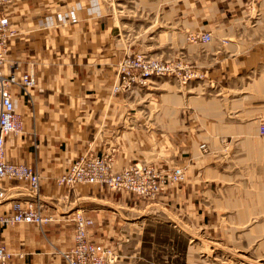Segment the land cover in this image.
I'll use <instances>...</instances> for the list:
<instances>
[{
  "label": "crops",
  "instance_id": "0c3cea01",
  "mask_svg": "<svg viewBox=\"0 0 264 264\" xmlns=\"http://www.w3.org/2000/svg\"><path fill=\"white\" fill-rule=\"evenodd\" d=\"M139 3L151 15L147 29H156L147 35L154 39L150 43L143 41L145 33L140 42L127 38V32L121 40L114 2L111 10L105 0H14L4 7L19 34L10 43L2 71L10 73L13 61L17 77L32 72L36 79L33 105L19 89H11L23 128L6 136L5 159L37 168L43 213L55 217L43 227L31 223L0 229V243L7 251L24 254L14 258V264H66L56 249L71 246L76 209L93 220L88 234L98 249L110 248L113 264L120 261L119 208L136 209L128 208L125 198L138 197L101 185L68 189L55 182L85 154H110L115 170L137 160L184 166L183 181L158 193L155 203L191 214L193 221L225 208L243 217L256 213L254 171L256 160L264 158L258 139L264 76H256L260 47L255 38L261 17L254 10L264 6V0ZM203 33L211 35L209 43L189 38ZM249 37L252 43L245 45ZM141 51L184 59L210 78L212 87L203 92L204 82L192 79L182 86L174 78L153 77L146 86L114 93L118 60L127 52ZM207 149L210 152L202 156ZM220 159L222 169L214 162ZM231 163L242 165L237 168L241 173L225 171L232 169ZM250 183L252 192L246 190ZM3 185L14 193L12 181L5 179ZM10 202L0 212H9ZM124 218L130 226H139L132 217Z\"/></svg>",
  "mask_w": 264,
  "mask_h": 264
},
{
  "label": "built area",
  "instance_id": "2783aa9c",
  "mask_svg": "<svg viewBox=\"0 0 264 264\" xmlns=\"http://www.w3.org/2000/svg\"><path fill=\"white\" fill-rule=\"evenodd\" d=\"M14 0H0V207L11 201L9 212H0V229L15 227L19 224H37L40 227L54 221L53 214H44L39 181L40 174L36 167L25 163H12L5 159V138L21 133L23 125L19 113L15 111L12 88L33 105L31 89L36 85L32 72L17 77L14 73L15 62L9 61L11 72L5 74L2 67L8 61L10 43L19 34L4 12V7ZM192 41L209 43V33L192 34ZM226 41V40H224ZM117 81L113 92L130 91L131 88L146 85L153 77H170L179 84H186L193 79L190 66L181 60L169 61L150 58L145 53H125L116 64ZM199 75V74H198ZM201 76V75H199ZM259 134L264 139V114L259 117ZM111 157L108 154H85L78 157L65 169L55 182L71 189L74 185L99 184L114 192H127L142 199H155L158 193L180 183L185 176L180 166L168 167L151 162H132L120 173L110 168ZM12 181L18 196L8 197L9 192L3 181ZM73 242L68 249H56L66 264H113L115 259L108 247L98 249L89 237L88 230L93 220L86 217L82 209L73 211ZM23 253H10L0 243V264H14V258H22Z\"/></svg>",
  "mask_w": 264,
  "mask_h": 264
},
{
  "label": "rangeland",
  "instance_id": "374dc122",
  "mask_svg": "<svg viewBox=\"0 0 264 264\" xmlns=\"http://www.w3.org/2000/svg\"><path fill=\"white\" fill-rule=\"evenodd\" d=\"M139 1L141 0H105L109 10H111V3L114 2L116 6L121 40H124L127 32V38L137 39L140 42L142 34L145 33L146 39L143 41L150 43L154 39L152 37L147 38V35L155 34L156 29L151 30V32L147 29L151 15L142 9ZM256 9L254 13L256 11V16L261 17L255 38L256 44L260 47L258 54L260 67L256 68V76L259 74L264 76V6ZM110 13L112 14V12ZM145 27L146 29H144ZM245 42V45L251 44L252 38H245ZM142 53L162 60L185 61L180 57L172 58L166 54L159 56L148 52ZM190 70L195 74L193 80L204 82L201 86L204 89L203 92L207 86L212 87L210 78L199 76L197 71L191 67ZM262 102L264 103V100L258 103ZM262 114H264V110L258 117ZM258 139L264 147V139L259 135ZM209 152L207 149L201 154L203 156ZM221 159L214 161L219 162L216 166L218 169H222L224 160L221 161ZM214 162H212L213 165ZM228 162L225 160V165ZM177 166L182 167L186 175L185 167ZM241 166L231 163L232 169H225V171L241 173L237 169ZM254 172L256 173V199H254L256 201V213L244 217L241 214L231 213L225 208L224 212L207 214L203 216L202 220L195 219L193 221L191 214H178L176 210L168 206L169 209L166 210L163 206L155 203L157 202L156 198L152 200H143L131 196L129 199L128 197L125 198L126 206L136 209L130 211V209H125L127 207L119 208L123 211V224L122 228L119 229L123 236L120 242L122 247H117V253L120 256L118 264H264V158L256 160ZM222 184V186L227 185L226 183ZM252 185L253 183H250L246 190L254 191ZM124 216L132 217L133 223H137L139 226H130L131 222L127 221ZM233 216L234 218H231ZM240 219L244 220L239 221ZM255 225L256 231L253 229ZM127 227L132 228V231L131 229L127 230Z\"/></svg>",
  "mask_w": 264,
  "mask_h": 264
},
{
  "label": "bare ground",
  "instance_id": "6f19581e",
  "mask_svg": "<svg viewBox=\"0 0 264 264\" xmlns=\"http://www.w3.org/2000/svg\"><path fill=\"white\" fill-rule=\"evenodd\" d=\"M151 58V57H150ZM114 87V86H113ZM258 135L260 136V134H259V123H258ZM200 148L202 149V150H205V145H201L200 146ZM13 163V162H12ZM16 164V163H15ZM110 168L114 171V172H116V173H120V172H122L123 170H124V168L125 167H123V168H121V169H119V170H115V169H113V167H112V159H111V162H110ZM58 177V176H57ZM183 181V180H182ZM181 181V182H182ZM83 184H85V183H83ZM86 184H90V183H86ZM94 185V184H93ZM96 185H99V184H96ZM75 186V185H74ZM73 186V187H74ZM172 187V186H171ZM12 190H15L16 189V187H12L11 188ZM7 191H10V189L8 190V188H7ZM109 191H111V190H109ZM114 192V191H113ZM118 193V192H117ZM121 193H127V192H121ZM19 194L18 193H12V194H10V195H8V197H10V196H18ZM158 195V194H157ZM137 197V196H136ZM138 198H140V197H138ZM142 199V198H141ZM143 200H151V199H143ZM9 252V251H8ZM112 252V251H111ZM112 256H113V258L115 259V254H114V252H112Z\"/></svg>",
  "mask_w": 264,
  "mask_h": 264
}]
</instances>
